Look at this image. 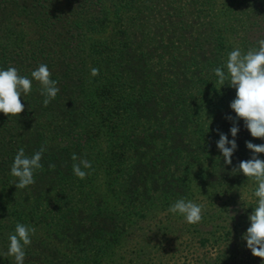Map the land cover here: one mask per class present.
<instances>
[{
  "label": "trees",
  "instance_id": "1",
  "mask_svg": "<svg viewBox=\"0 0 264 264\" xmlns=\"http://www.w3.org/2000/svg\"><path fill=\"white\" fill-rule=\"evenodd\" d=\"M260 39L264 0H0V70L31 79L46 64L60 89L45 107L33 80L19 117L0 113V264H15L17 223L36 229L24 264H159L184 237L225 246L202 264H254L231 244L246 250L257 185L231 173L253 155L246 142L264 139L237 121L224 163L217 130L232 140L236 92L213 69ZM42 146L35 183L16 189L18 149L31 157ZM73 153L92 164L84 179ZM181 198L202 206L200 223L168 211Z\"/></svg>",
  "mask_w": 264,
  "mask_h": 264
},
{
  "label": "clouds",
  "instance_id": "2",
  "mask_svg": "<svg viewBox=\"0 0 264 264\" xmlns=\"http://www.w3.org/2000/svg\"><path fill=\"white\" fill-rule=\"evenodd\" d=\"M258 48H249L246 52L237 47L228 53L225 72L223 67L213 69L217 77V83L235 89V99L230 103L231 110L235 113V119L228 116L226 119L232 121L230 128L232 140L223 133H219L217 148L222 154L226 165L232 164V157L237 150L236 137L239 132L237 121L243 120L245 128L254 139H264V39L258 40ZM99 74L98 68L91 69V76ZM51 72L46 64H40L28 76L19 74L15 67L0 70V113L9 117H19L24 111L21 97L32 90L33 80L41 86L40 94L44 96L43 105L47 107L55 99L60 89L56 81L51 79ZM208 128L212 123L207 118ZM246 148L253 154L250 159L241 161L238 167L232 169V175L242 173L247 179L254 181L257 185L253 195L257 198V206L253 208L248 220L250 227L242 239L246 241L247 248L254 257L264 260V160L258 158L264 154V144H253L246 142ZM46 147L42 146L31 157L25 154L23 148H19L12 163L10 173L16 178L14 183L16 189H25L35 183L34 172L42 168L41 160ZM72 170L80 179L86 178L88 173L82 169H90L92 164L87 159H81L75 153L71 156ZM220 161V157L216 161ZM76 161H79L76 163ZM54 167V166H53ZM173 214H180L189 224H197L202 221L201 205L183 198L173 203L169 209ZM36 232L35 227L21 223L15 226V233L9 235V247L6 255L14 257L15 264H24L25 246L32 243L31 237Z\"/></svg>",
  "mask_w": 264,
  "mask_h": 264
},
{
  "label": "rangeland",
  "instance_id": "3",
  "mask_svg": "<svg viewBox=\"0 0 264 264\" xmlns=\"http://www.w3.org/2000/svg\"><path fill=\"white\" fill-rule=\"evenodd\" d=\"M248 196L249 194L251 196H253L252 193H250V191H247ZM255 197V196H254ZM249 198L246 199V201L248 203H254V199L255 198ZM237 202H240L239 200H237ZM237 207H245V206H239L236 203ZM236 207V206H235ZM240 214V210H238L237 212H235L234 210H232V215L239 217ZM247 231V230H246ZM243 232L244 234L246 233ZM186 238V237H184ZM181 239V243H178V247L173 248L171 245H173V243L171 242V245H169L168 248H165L164 252L167 254L166 258L163 257L161 260V263L159 264H202L203 261L206 263L205 260H210V262H213L216 258H217V253H219L220 250H224L223 245L216 243V244H210L204 248L199 247V245L194 244L193 242L189 243V241H187V239ZM172 241V240H170ZM241 240H234V244L232 243V247H234L233 249V256L234 253L242 255L243 259H247V257H251L252 263L254 264H258L259 262H261L260 258L254 257L251 253V251L247 248V244L246 241H244V247L246 248L245 252L243 251V249L241 248ZM242 253V254H241ZM157 256V254L155 255ZM156 264H158L156 262Z\"/></svg>",
  "mask_w": 264,
  "mask_h": 264
}]
</instances>
